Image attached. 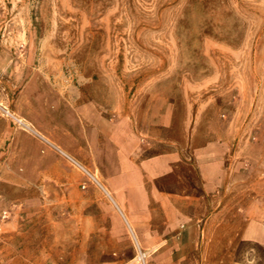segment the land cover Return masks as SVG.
I'll return each mask as SVG.
<instances>
[{"label": "rangeland", "instance_id": "374dc122", "mask_svg": "<svg viewBox=\"0 0 264 264\" xmlns=\"http://www.w3.org/2000/svg\"><path fill=\"white\" fill-rule=\"evenodd\" d=\"M0 64L19 87L41 77L96 106L105 135L141 144L139 160L173 159L146 181L149 231L85 169L87 187L43 199L25 245L34 264H264V0H0ZM213 164L223 181L207 192Z\"/></svg>", "mask_w": 264, "mask_h": 264}, {"label": "crops", "instance_id": "0c3cea01", "mask_svg": "<svg viewBox=\"0 0 264 264\" xmlns=\"http://www.w3.org/2000/svg\"><path fill=\"white\" fill-rule=\"evenodd\" d=\"M1 74L0 214L11 218L0 222V264H34L25 247L33 245L35 215L45 207L42 200L69 198L80 185L87 187L84 169L105 183L132 229L149 231L152 191L146 181L165 176L173 159L139 160L141 144L119 130L105 135L96 106L73 104L45 78L31 77L19 87L17 77L7 81V73ZM201 174L207 192L218 191L223 181L220 164L203 165ZM159 199L168 214V201L162 195ZM259 241L264 244L263 238ZM155 258L164 260L162 255ZM216 258L221 263L258 264L247 256Z\"/></svg>", "mask_w": 264, "mask_h": 264}, {"label": "built area", "instance_id": "2783aa9c", "mask_svg": "<svg viewBox=\"0 0 264 264\" xmlns=\"http://www.w3.org/2000/svg\"><path fill=\"white\" fill-rule=\"evenodd\" d=\"M84 188H85V186H84ZM8 217H9V215L7 213H5L4 218H8Z\"/></svg>", "mask_w": 264, "mask_h": 264}, {"label": "bare ground", "instance_id": "6f19581e", "mask_svg": "<svg viewBox=\"0 0 264 264\" xmlns=\"http://www.w3.org/2000/svg\"><path fill=\"white\" fill-rule=\"evenodd\" d=\"M23 125V124H22ZM26 127V126H25ZM29 129V128H28Z\"/></svg>", "mask_w": 264, "mask_h": 264}]
</instances>
